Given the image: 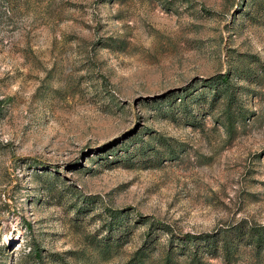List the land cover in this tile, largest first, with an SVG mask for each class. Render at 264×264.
Wrapping results in <instances>:
<instances>
[{"label": "rangeland", "instance_id": "obj_1", "mask_svg": "<svg viewBox=\"0 0 264 264\" xmlns=\"http://www.w3.org/2000/svg\"><path fill=\"white\" fill-rule=\"evenodd\" d=\"M203 236L264 264V0H0V264Z\"/></svg>", "mask_w": 264, "mask_h": 264}, {"label": "trees", "instance_id": "obj_2", "mask_svg": "<svg viewBox=\"0 0 264 264\" xmlns=\"http://www.w3.org/2000/svg\"><path fill=\"white\" fill-rule=\"evenodd\" d=\"M206 85L211 89V98L215 97L220 100L221 115L225 126L232 125L235 114L243 116V109L236 106V110L232 109L235 100L234 85L231 84L230 78L226 74L218 75L217 77H209L206 80ZM235 109V108H234ZM191 236V235H187ZM192 237V236H191ZM189 241L185 243L187 250L181 253L182 259L179 256H174L172 248L160 250L158 255L152 256L148 248L143 245L139 246L125 264H208V258L205 253L218 255L222 261L221 264H235V256L233 244L227 238H187ZM260 238H257L256 243L259 245ZM109 249V244H104L100 247V252L104 253ZM174 253V254H173Z\"/></svg>", "mask_w": 264, "mask_h": 264}]
</instances>
